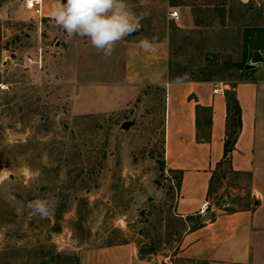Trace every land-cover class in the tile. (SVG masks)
Instances as JSON below:
<instances>
[{
    "label": "rangeland",
    "instance_id": "1",
    "mask_svg": "<svg viewBox=\"0 0 264 264\" xmlns=\"http://www.w3.org/2000/svg\"><path fill=\"white\" fill-rule=\"evenodd\" d=\"M130 3L149 15L104 57L87 38L67 37L51 0L42 17L26 0H0V264H79L85 250L123 243L151 264H205L179 256L194 222L177 215V179L162 168L164 86L127 81L126 47L168 39L172 79L239 81L233 63L243 59L244 29L264 26V0ZM260 167L255 181L222 166L210 202L261 207L264 261V198L253 195L255 183L264 189ZM38 198L54 215L31 214L26 205Z\"/></svg>",
    "mask_w": 264,
    "mask_h": 264
},
{
    "label": "crops",
    "instance_id": "2",
    "mask_svg": "<svg viewBox=\"0 0 264 264\" xmlns=\"http://www.w3.org/2000/svg\"><path fill=\"white\" fill-rule=\"evenodd\" d=\"M247 3L249 0H241ZM4 17L3 10L0 18ZM191 18L188 24L192 25ZM155 50L147 53L139 42L126 47V78L135 85L159 84L165 89V164L180 175L175 210L179 217L200 214L205 225L190 226L182 237L180 257L205 264H264L260 255L263 233L259 229L260 209L227 211L225 205H212L209 190L213 173L223 160L227 134L226 91L234 89L242 108V128L230 154L234 173L252 174L256 181L264 160V63L257 64L246 80L228 83L207 79H172L170 44L157 40ZM215 89L219 91L215 92ZM197 106L211 109L209 141L198 140ZM203 118V112L200 111ZM201 118V119H202ZM200 119V120H201ZM203 121V119H202ZM203 126V125H202ZM219 168L218 170H220ZM256 201L264 198V189L255 183ZM208 202V209L202 206ZM262 205V204H261ZM211 213V221L207 215ZM188 222V221H187ZM79 264H151L141 260L133 243L115 244L85 250Z\"/></svg>",
    "mask_w": 264,
    "mask_h": 264
},
{
    "label": "clouds",
    "instance_id": "3",
    "mask_svg": "<svg viewBox=\"0 0 264 264\" xmlns=\"http://www.w3.org/2000/svg\"><path fill=\"white\" fill-rule=\"evenodd\" d=\"M51 5V19L69 39L87 38L104 57H111L120 41L139 32L141 21L149 15L135 12L130 0H51ZM156 39L141 38L139 48L147 53L154 51ZM176 83H180L179 78ZM26 207L40 219H48L55 213V207L46 199L32 200Z\"/></svg>",
    "mask_w": 264,
    "mask_h": 264
},
{
    "label": "trees",
    "instance_id": "4",
    "mask_svg": "<svg viewBox=\"0 0 264 264\" xmlns=\"http://www.w3.org/2000/svg\"><path fill=\"white\" fill-rule=\"evenodd\" d=\"M178 5L176 2H170V6ZM226 13H223L225 15ZM197 20V25L201 26L202 22ZM244 52H243V59L239 62L233 63L236 69L239 71V75L241 77L240 80H246L248 75L253 71V69L246 70V65L249 63L260 64L264 63V41L260 40V38L264 35V26H250L244 29ZM207 79V78H203ZM233 84V82L231 83ZM226 101H227V111H228V118H227V134L225 139V151L223 160L219 163L217 170L213 173L211 179V185L209 190V197L212 196V192L214 189V184L216 182L219 168H222L225 164L229 165L230 171L233 172L231 169V160L230 154L235 149V145L237 142V138L239 132L242 128V108L239 104V101L236 96V92L234 89H230L226 91ZM200 111L203 112V118L200 116ZM197 113L199 117L197 118V128H198V140L199 141H209L210 140V133H205L202 131L203 127H210L211 125V109L205 108L201 106H197ZM203 121H202V119ZM201 119V120H200ZM203 125V126H202ZM202 128V129H201ZM163 170L166 169L165 161L162 162ZM170 173L174 174L172 177L177 179V187L180 185L181 177L178 174H175L173 170H168ZM223 175L225 172L222 173ZM211 221L214 219V215L208 218ZM206 219L200 214L188 216V222H194L190 225V229H197L205 225Z\"/></svg>",
    "mask_w": 264,
    "mask_h": 264
},
{
    "label": "built area",
    "instance_id": "5",
    "mask_svg": "<svg viewBox=\"0 0 264 264\" xmlns=\"http://www.w3.org/2000/svg\"><path fill=\"white\" fill-rule=\"evenodd\" d=\"M26 7L27 9L33 10L38 16L42 17L43 16V0H26ZM171 16L173 18H178L179 17V12L177 10H174L171 12ZM30 62H34L31 58H29ZM219 91V89H215V92ZM209 203L206 202L202 206L203 212H205L208 209Z\"/></svg>",
    "mask_w": 264,
    "mask_h": 264
},
{
    "label": "water",
    "instance_id": "6",
    "mask_svg": "<svg viewBox=\"0 0 264 264\" xmlns=\"http://www.w3.org/2000/svg\"><path fill=\"white\" fill-rule=\"evenodd\" d=\"M256 66H257V64H250L249 63V64L246 65L245 68H246V70H250V69L255 68ZM130 125L131 124L129 122H125V123L122 124V128L123 129H128L130 127Z\"/></svg>",
    "mask_w": 264,
    "mask_h": 264
}]
</instances>
